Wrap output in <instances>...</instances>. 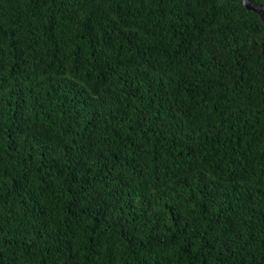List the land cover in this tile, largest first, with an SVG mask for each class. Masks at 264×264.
<instances>
[{"label": "trees", "instance_id": "trees-1", "mask_svg": "<svg viewBox=\"0 0 264 264\" xmlns=\"http://www.w3.org/2000/svg\"><path fill=\"white\" fill-rule=\"evenodd\" d=\"M0 264H264V12L0 0Z\"/></svg>", "mask_w": 264, "mask_h": 264}, {"label": "water", "instance_id": "water-1", "mask_svg": "<svg viewBox=\"0 0 264 264\" xmlns=\"http://www.w3.org/2000/svg\"><path fill=\"white\" fill-rule=\"evenodd\" d=\"M243 1L249 9H252V10L257 11V12H264V9L255 8V7L251 6L250 4H248V0H243Z\"/></svg>", "mask_w": 264, "mask_h": 264}]
</instances>
